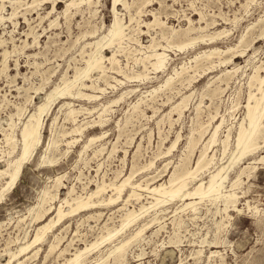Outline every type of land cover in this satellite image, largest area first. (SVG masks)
<instances>
[{"label":"rangeland","instance_id":"rangeland-1","mask_svg":"<svg viewBox=\"0 0 264 264\" xmlns=\"http://www.w3.org/2000/svg\"><path fill=\"white\" fill-rule=\"evenodd\" d=\"M22 1L21 4H13L17 6L16 16L10 20L5 18L2 23L0 22V43L2 42L0 44V62H2L0 63V169L6 166L7 159L18 152V132L25 116L33 111L36 103L43 101L46 92L60 84L61 75L66 69L67 75L71 76L75 65L83 66V58L86 56L80 54L82 45L85 41L105 34L113 19L111 0H92L90 4L81 3L78 7L71 9L67 18L61 12L65 0L56 2V8L52 10L55 11L50 12L51 15L50 13L45 15L46 11L51 8L50 2L28 6L30 0ZM1 3L0 1V5ZM3 3L5 7L2 14L9 16L12 11L11 4L8 0ZM132 6L130 12L135 15V19L128 23L124 31L126 34H131L133 38L139 39L142 44H148L150 34L160 37L159 27L152 30L144 24L153 18L152 15L156 11L155 14L159 20L164 22L166 28L173 27L179 30L189 24L196 27L207 26L201 32L205 40L197 41L193 47L187 46L179 50L174 46L175 43L183 42L187 37H175L172 40L173 46L167 48L166 51L168 54L167 72L149 73L147 78L133 77L130 79L110 72L109 74L121 79L122 83H117L110 76L107 77L109 84H105L102 78H97V83L104 87V90L95 92L98 95L96 99L89 101L82 97L68 95L57 97L42 113L40 141L23 163L13 186L5 193L0 203V261L7 260L8 255L5 254L4 248L10 241L17 239V242L23 241L26 232H28L27 238H30L36 226L40 224L32 220L28 208L37 203L43 189L49 187L47 190L50 194H56L54 200L51 199L48 204L47 202L43 204L45 207L49 203L51 205L50 212L45 215V221H47L52 217L55 219L53 215L55 213L52 210L60 203L61 198L66 196L71 186L75 190L73 195L78 193L84 195V192L93 190L96 183H104L106 192L103 196L107 197L110 193L109 183L115 179L116 174L120 171L119 178H121L131 169L135 171L136 168L131 179L133 183L140 182L144 186L146 181L152 182L151 185L167 181L173 170L180 172L194 165L202 144L221 119L223 121L217 132L216 141L208 150L209 154L214 153L213 163L209 168L199 171L195 178H188L187 188L192 189L199 180L206 182L210 171L218 166L227 165L231 161L235 135L240 121L246 114L249 76L253 72V67L264 61V0H151L145 5L146 7L141 9L140 16L135 14L136 5ZM122 7L117 6L119 16L123 21H128L129 13ZM42 16L43 19H41ZM52 19L55 21L49 23ZM92 29L97 30L93 35H86L85 38L82 36V33ZM215 32H221L218 38L216 36L215 39L207 40L208 35ZM192 34L194 36V32ZM242 35H245V42L234 49L237 53L234 54L231 62L219 64L214 55L212 59L216 60L215 66L206 69L209 63L205 57L200 56L195 70L189 68L180 80L173 76V81L171 80L168 88L163 85V81L173 67L179 69L181 65H194L193 57L199 51L214 47L226 49L235 46ZM76 37H78V42H75ZM125 40L127 42H124ZM124 41L120 51H117V58L122 69L132 73L141 69V64L134 59L142 56L144 49L131 39L125 38ZM162 43L165 42L162 40ZM245 45L248 46L245 47ZM242 48H245V54L239 55V50ZM85 49L89 50V48ZM234 50L222 53L221 57L230 55L235 52ZM103 53L108 55L111 52L106 49ZM4 60L8 67L5 68L6 70H1ZM104 63L109 65L106 61ZM233 67L237 70L233 71ZM227 69L232 71L226 76L224 71ZM51 72H53L52 75ZM259 73L264 74L262 69ZM97 75V72L91 73V79L87 78L85 82L96 81ZM188 75L194 76L190 84H187L185 80L186 76L189 77ZM110 84L112 85L108 86ZM157 86H160L158 91L149 92ZM37 87H42V89L36 93L35 88ZM251 89L256 91L255 85ZM83 90L91 92L90 89L83 88ZM28 95L31 96L29 101L27 100ZM184 95L189 96L185 99V108L179 114L178 109L173 110L172 107ZM117 98L119 101L117 100L116 103H108V109L103 114L101 122L98 121L97 112L100 108ZM65 101H69L72 107L81 110L76 115L75 124L83 126L82 134L75 135L76 140L68 144L65 142L66 137L62 138L60 135L63 130L72 127L74 122H71L67 114V105H63ZM138 101L140 103L133 109V104ZM16 105H23L24 114L20 116V120L17 116H13L16 124L13 134L17 139V147L13 153L8 154L10 147L5 141L4 133L11 132L8 116L16 111ZM92 107H94L92 112L87 113L84 110V108ZM204 128L207 132L197 143V147L195 146L193 150L188 148L187 143L190 136L197 138L199 130ZM228 128L231 134L228 136L230 137L228 138L229 147L224 155L221 139L225 138ZM90 135H95L97 138L93 140L94 142H90L84 150L83 143ZM263 138L264 128L260 132L258 149L253 154L242 157L241 161L239 160L236 164H232L226 172L228 178L224 183L223 191L229 190L228 185L231 181L236 178L241 169H245L241 174L240 183L232 189L238 195L236 207L240 210L237 211L233 206H229L225 213L222 202L218 199V201L211 200L208 197H204L200 203L198 198L195 199L198 203L196 210L182 209L183 204L189 199L173 198L165 203L148 207L129 226L124 227L121 233L117 232L95 250L89 251L80 264H111L114 258L113 255H107L109 248L140 226H144V230L138 238L132 239L125 246V255L120 259L124 260L119 264H264V158L260 160L261 155L264 156ZM174 141V146L167 151ZM92 153L95 155L93 156ZM48 160L54 161L51 163ZM181 162L183 166L180 165ZM149 163L151 166L147 167ZM57 176L62 177V180L60 181V178L57 180ZM5 180L1 177L0 183ZM57 185L59 187L56 188ZM135 189L141 193L139 201L130 199L125 206L139 212L141 204L150 206L149 201L155 200L150 197L147 190ZM130 190L128 187L126 193ZM122 204L123 201L118 199L112 204L80 209L78 213L75 212L71 216L62 218L52 226L51 231H48L45 240L36 245L39 248L37 254L31 255L33 253L31 251L28 254L31 257H28L22 264L63 262L64 258L70 257L76 248H82L84 244L96 240L101 232L105 231V226H118L122 213L126 209L125 206H121ZM23 217H25L24 220L18 221ZM170 237L174 241L170 240ZM17 242H10L11 244L8 245L13 248ZM53 242H58V244L54 249L49 250L50 243ZM62 248L67 249L60 254Z\"/></svg>","mask_w":264,"mask_h":264},{"label":"bare ground","instance_id":"bare-ground-1","mask_svg":"<svg viewBox=\"0 0 264 264\" xmlns=\"http://www.w3.org/2000/svg\"><path fill=\"white\" fill-rule=\"evenodd\" d=\"M0 1L2 2L1 5H0V22L2 23V21L5 18H8L10 20L14 16H16L17 6H14L13 4L20 3L22 0H8L10 2V4H11V7H12V11L10 13L8 12L9 16L8 15L4 16L2 14V10H4V7H5V4L3 2L5 0H0ZM57 1H61V0H30V3H28L27 5L28 6H38V5H42L45 2H50L51 3V8L49 10H47L46 13H45V15H48L50 12H54L55 11V10L54 11H52V10L56 8V2ZM91 1L92 0H65L64 1V8L61 10V12L66 17L67 15L70 14L71 9L73 7H75V6L78 7V5H80L81 3L90 4ZM150 1L149 0H111V5H112L111 6V11H112V14H113L112 22L109 25V27L107 29V32L105 34H103V35H101L99 37H95L92 40L90 39L88 41H85L84 44L82 45L80 54H84V56H86V57L83 58V62H84L83 66H76L75 65L73 67V74L71 76L67 75L68 72H66V70H67L66 69L61 75L60 84L55 85L48 92H46L43 101H41L39 103H36V105H35V107H34L32 112H29L28 114L26 113L27 115L25 116V120L22 121L21 126L19 127V132H18V134H19V148H18V152H17V154L15 156L10 157L9 159H7L6 160V166L4 168L0 169V178L3 177V178L6 179L4 182L0 183V203H2L5 193L7 191H9V189H11V187L13 186V184H14V182H15L18 174H19V171L23 167V163L28 159L30 154L33 152V150L36 148L37 144L39 143V141H40V127H41V123H40V119L41 118L40 117H41L42 113L45 112V110H47L49 108V106L55 101V99L57 97L68 95V96H71V97H82V98H85V99H87L89 101L90 100H94V99H96L98 97V95L95 94V92L96 91L103 92V90H104V87H101L97 83V81H98L97 78H102L104 80L105 84H109L108 81H107V77L110 76V77H112V79L114 78L115 79L114 81H116L117 83L118 82L122 83L121 79H118L114 75L109 74L110 72H114V73H117L119 75H122L123 78H125V79H130V78H133V77L134 78H147L149 73H159V72L165 73V72H167V69H168L167 68L168 54L166 53V51H167V48L173 46L172 40L175 37H181V36L182 37L183 36L187 37V39L185 41H183V42L179 41L178 44L175 43L174 46L179 48V50H181V49H183V48H185L187 46L193 47L197 43V41H204L205 40V38H203V35H201V32H203L202 30H204L207 26L196 27L193 24L192 25L189 24L187 27L179 29V30H177V29H175L173 27H167L166 28L164 22L161 21V19L159 20L158 16L155 14L157 11L156 12L154 11L155 13L152 15L153 18L151 20H149V21H146L144 24L148 28H151L152 30L154 28H156V27H159L160 28V31H159L160 37H157L156 34L155 35H151L150 34V39H149L148 44H142L139 41V39L133 38V36H131V34L127 33L128 34L127 35L124 30L127 28L128 23H131L135 19V15H133V13L130 12V8L133 7L132 5H136L135 7L137 9L135 10V14L136 15L138 14V16H140L139 13L141 12V9ZM22 3H25V2L22 1ZM247 3H246V5H248ZM7 5H8V3H7ZM118 5H121V7L123 6L122 8H125L128 11V13H129L128 21H123V19L119 16V12H118V9H117ZM22 15H20V16H22ZM50 15H51V13H50ZM65 17H64V19H65ZM25 19L27 20V18H25ZM41 19H43V16L41 17ZM189 20H191V19H189ZM54 21H55V19H52V20H50L49 23H52ZM29 22L30 21H28V23ZM12 25H13V23H12ZM51 25H53V24H51ZM96 31H97L96 29H92L90 31L88 30V32L82 33L83 34L82 36L83 37L86 36V35H90L91 36ZM193 32H194V36H192ZM220 33L221 32H215L212 35H208L209 38H207V40L215 39L216 36L218 38ZM132 34H133V32H132ZM244 36L245 35H242L240 37V39L238 40V42L236 43L235 46H230V47H227L226 49H220L218 47H214V48H211V49L202 50V51L197 52V54L193 57V59L195 61L194 65H190V64H189V66L181 65L179 67V69L173 67L171 69V72H168V75L166 76L165 80L163 81V85L165 87L170 86V83H171V80L173 79V76L176 77V78L178 77V80L182 79L184 77V72H187L189 68H193L195 70L197 68V64H198L197 60L200 58V56L205 57L206 61L209 63V65L206 67V69L215 66V61L216 60L212 59V56H214V55L217 57V63H219V64L231 62L232 57H234L235 56L234 54L237 53L234 49L236 47H238L239 45L242 46V44L245 42ZM34 38H35V35H34ZM125 38H128V40L131 39V40L135 41L136 43H139V45L144 49V50H142L143 55L140 56L139 58L134 59V60L138 61V63L141 64V69L136 70V71H134L132 73H129V72L123 70L122 67L120 66L119 59L117 58V53H118L117 51H120L119 49L122 47V43L127 42L126 40L124 41ZM77 40H78V37H76L75 42ZM162 40L165 43H162ZM31 41H32V39H31ZM23 43L24 42H22V44ZM27 44H28V42H27ZM32 45H34V44H32ZM246 46H248V45H245V47ZM85 48H89V50H86ZM106 49H109V51L111 53L108 54V55H105L103 52ZM232 50H234L235 52H232L228 56H222L221 57L222 53L224 54L225 52L232 51ZM244 51H245V48H242L241 50H239V55L243 54ZM63 52H65V51H63ZM125 52H127V51H125ZM134 53H135V51H134ZM126 54H128V53H126ZM139 54H141V53H139ZM2 56H3V54H2ZM33 60H34V58H33ZM202 60H203V58H202ZM105 61L108 62L109 65H106L104 63ZM0 63H2V62H0ZM39 63H41V62H39ZM199 63H200V61H199ZM6 64H5V60H4L3 61V65L1 66L2 67L1 70L5 69L6 67H8V66H6ZM32 64H34V63H32ZM36 64H37V62H36ZM134 64H136V63L134 62ZM238 67L239 66H237V68ZM237 68L233 67L232 70L235 71V70H237ZM260 69H262L263 72H264V61H262L261 64H259V65H255L253 67L252 74L249 76V80H248L249 91H248L247 102L245 104L246 114H245V117L240 121L238 129H237V133L235 135L234 149L232 150L233 156L231 155L232 159L229 158V159H231V161L228 160L230 162H228L227 165L218 166L215 170L210 171L209 177H208L206 182L205 181L203 182V180H199L198 182H196V184L194 185V187L192 189H188L187 188V181L189 180L188 178H195L196 174L199 171H201V170H203L205 168H209L210 165L213 163L214 153L209 154L208 150L211 147V145H213L214 142L216 141V135H217V132H218V130L220 128V125H221L223 119H221L220 122L217 123L213 127L211 133H209L208 139L205 141L204 144H202L203 146H202L201 150L199 151V154L197 155V157L195 159L194 165L191 168L184 170L182 168L183 164L181 162L180 165L182 164L181 168L183 169V171L176 172V171L173 170L172 173L169 175L167 181L160 182V183L155 184V185H151L152 182L150 183V182L146 181L144 186L140 182H134L133 183V182H131V179L133 177L132 176L133 172H135L136 169H137L136 168L135 171H133L131 169L130 172L127 175H124L121 178H119L120 177V171H119V173L116 174L115 179L111 183H109L110 193H109V195L107 197L103 196V193L106 192V185L104 183H102V184H97L96 183L95 188L93 190L84 192L85 193L84 195L82 193H78V194L73 195L74 194L73 192L75 190L71 186L70 188H68V190L66 192L67 193L66 196L61 198L60 203L57 206H55L53 208V210H52V212L55 213V214H53L55 219L52 217V218H49L47 221H45V219H46L45 215L48 212H50L51 205L49 203V205L47 207H45L43 204H44V202H47L46 204H48V201L49 200L51 201V199H53L56 194H52V193L50 194V192L47 190V189H49V187L47 189H45V190L43 189L42 194L40 193V197H39V200L37 201V203H35L34 206H31L30 208H28V213L32 217V220L36 221L38 223L40 222V224H38V226H36V228L34 230V233H33V235L30 238H27L28 237V232H26V237H25V239L23 241L17 242L18 241L17 238H16L17 239L16 241L15 240L14 241H10L11 243H13V242L16 243L17 242V244H15V246L13 248L9 247L8 244L10 242L8 244L6 243L7 245L5 246L4 251H5V254L8 255L7 256L8 258H7L6 261H0V264H22L28 257H31L30 255H28L31 251H33V253L31 255H36L38 250H39V248L36 245L42 243L45 240V238L48 235V231L50 229H52V226L55 223L61 221L62 218L67 217V216H71L73 213L75 214V212L78 213L77 211H79L80 209L83 210V209H89L92 206L96 207L98 205L101 206V205L112 204V203L116 202L118 199L123 201V204L121 205L122 207H124L126 205V203L129 202L130 199H135V200L139 201V198L141 197V193H139L135 188H138L140 190H142V189L143 190H147V192L150 194V197H152L153 200H155V201H149L150 206H145L144 204H141L140 207H139V212H137L133 208L132 209L126 208V206H125L126 209L122 213V217L120 218L121 222H120V224L118 226H116V227H110V226L107 227V226H105L104 227L105 231L104 232L102 231L103 233L101 232V235L96 240H94L91 243L84 244V247H82V248H76L74 250V252L71 254L70 257L64 258L65 260L63 262L57 263V264H80L82 262V260L85 258V256L88 254L89 251H91L92 249L95 250V248L98 247L100 244H102L104 241L109 240L112 236H114L117 232H120L127 225L129 226V224L131 222H133L135 220V218L139 214H141L142 212H145L148 209V207L165 203V202H167V201H169L171 199L173 200V198H176V197L179 198L180 200L189 199V201H187V202H185L183 204L182 209L190 208L191 210H196V208L198 207V206L196 207V204H198V203H197V201L195 199L198 198V202L200 203V200H202L204 197H208L211 200H217L218 199L220 202H222V204L224 206L223 210H224L225 213L227 212V209H228L229 206H231V207L233 206V208L235 210H237V211L240 210L239 208L236 207V202H237L238 195L236 194L235 191H232V189H234V187L238 183H240L241 174L243 173V170L245 171V169H241V170L239 169L240 171H239V173L237 172L238 174L236 175V178L234 180H232L231 183L228 185L230 187V189L228 188L229 190H224L223 191V189L225 188V184L224 183L227 181V178H228V176L226 174L227 170H229L228 168L232 164H236V162H239V160L241 161L242 157H244V156L246 157L247 155L253 154L259 147L258 139L260 137V132L264 128V74L261 75L259 73ZM232 70L227 69V70L224 71V74L226 75L228 72H231ZM53 72H51V75L53 74ZM95 72H97V74H98L96 76V79H95L96 81H94V82L91 81L90 83H86L85 79H87V78L91 79V73H95ZM188 76L189 77L186 76L185 80H186L187 84H190L191 81L194 80L193 79L194 76L193 75H188ZM42 81H43V79H42ZM42 81H41V83H42ZM48 81L50 82L51 79L48 80ZM181 81H183V80H181ZM111 85L112 84H110L108 86H111ZM253 85H255L256 91H253L251 89ZM113 86H114V84H113ZM159 87L160 86L154 87V88L150 89L149 92L152 93V92L156 91ZM83 88L84 89H90L91 92L84 91ZM40 89H42V87L35 88V92L37 93V91L38 90L40 91ZM216 90H217V88H216ZM214 94H216L215 91H214ZM257 94H259V95H257ZM187 96H189V95L182 96L181 99L176 104L173 105V107L171 106L172 109L173 110L174 109H178L179 114H181L183 108H185V105H186L185 104V102H186L185 99L187 98ZM30 98H31V96L28 95L27 100L29 101ZM119 98H121V97H119ZM117 100H118V98L107 102V104L103 105L101 108L99 107L100 110H99V112H97V117H99L100 120L98 119V121L101 122V119L103 118V114L108 109L107 108L108 105L110 103H116ZM139 103L140 102L138 101L137 103L133 104V106L131 105L132 108L135 109L138 106ZM63 105L64 106L67 105V107H68V110H66L67 114L69 115L70 119L72 120L71 122H74L72 127H70L67 130H63L61 132V135H60L62 138L66 137L65 142L68 144V143H71V142L75 141L76 140L75 135L80 134L81 131H82V127L83 126H80L79 124L78 125L75 124L76 115L81 110H78V109L72 107L71 106L72 104H70L69 101H65L63 103ZM22 106L21 105H16V111H14V113L9 114V116H8V118H9L8 125H9V128L11 129V132L8 131L9 133H4L5 134V141H6L7 145L10 147L9 148L10 150L7 151L8 154L13 153L14 150H16L15 147H17V139L15 138V136L13 134L14 133V128H15V125H16L15 121L13 120V116H17V118L19 119L20 116L24 114V108ZM197 106H199V105H197ZM93 108L94 107H92V108H84V110L87 113H89V112H92L91 110ZM66 111H65V113H66ZM205 116H207V115H205ZM211 117H212V115H211ZM166 120H167V118H166ZM170 123H171V121H170ZM229 130H230L229 128L226 130L227 133L225 135V138L221 139L222 140L221 141L222 142V154L227 152L226 150H228L227 148L229 147L228 138H230V137H228V136H229V134H231L229 132ZM205 132H207L206 128H204L202 130H199V136L197 135L198 136L197 138H194L191 135L190 138H189V141L187 143V147L190 148L191 150H193V148L197 145V143L200 142V139L203 137ZM56 134H58V133H56ZM99 137L101 138V136H99ZM95 138H97V136L90 135L88 137L87 141L83 143V149L85 150L86 147L89 145V143L92 142ZM51 139L52 138H50V140ZM78 140L79 139H77V141ZM56 141H54V142L56 143ZM175 141H176V139H175ZM175 141L169 146L167 151H170V149L174 146ZM263 141H264V138H263ZM57 144H58V142H57ZM50 145L51 144H49V146ZM99 149L102 150V148H100V147H99ZM47 151L50 152V150H47ZM92 154H93V156L95 155L94 153H92ZM45 156H46V154H45ZM263 158H264V156L261 155L260 160H262ZM51 159H52V157H51ZM52 161H54V160H48V162H51V163H52ZM183 163H184V161H183ZM146 166L147 167L151 166V163L147 164ZM56 178H57V180H59L60 177L57 176ZM61 178H60V181L62 180ZM60 184H62V183H60ZM58 185L56 186V188L59 187ZM128 187L131 190H130V192L126 193ZM57 198H59V197H57ZM84 211H86V210H84ZM24 219H25V217L20 218L18 221H22ZM177 224H178V222H177ZM143 230H144V226H140V227L136 228L129 235L123 237L116 244L112 245L109 248L107 255H111V256L113 255V258H114V261L111 264H116V263L119 264V262L121 263V261L124 260V259H122V260H120V259L123 258L124 255H125V246L132 239L138 238V236H140V234H141V232ZM123 233H125V231ZM55 238H57V235H55ZM170 240H172V238ZM202 240L206 241V239L204 240V238ZM53 241H56V240H53ZM172 241H174V240H172ZM58 242L50 243V246H49L48 249L49 250L54 249L57 246ZM64 247H67V246H64ZM65 249H67V248H65ZM65 249L62 248V250L59 253L63 254L62 251H64ZM200 251L201 250H199V252ZM141 254H143V253H141ZM47 255H48V253H47ZM106 259H107V257H106Z\"/></svg>","mask_w":264,"mask_h":264}]
</instances>
